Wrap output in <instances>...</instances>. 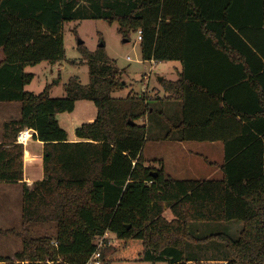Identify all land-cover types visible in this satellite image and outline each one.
I'll return each mask as SVG.
<instances>
[{
	"label": "trees",
	"instance_id": "16d2710c",
	"mask_svg": "<svg viewBox=\"0 0 264 264\" xmlns=\"http://www.w3.org/2000/svg\"><path fill=\"white\" fill-rule=\"evenodd\" d=\"M83 20L116 22L128 42L141 31L146 62H180L178 79L161 83L167 96L114 97L125 70L105 46L84 44L88 85L73 77L57 98L50 85L39 95L26 91L34 79L26 68L66 60L64 26ZM0 49V103L21 105L3 139L30 129L44 143L45 178L22 183V225L56 227L54 238H25L13 258L0 254V264H86L107 232L115 239L102 251L104 264H264V0H0ZM84 100L96 118L70 141L57 116ZM170 100L181 118L163 138L223 142V179H175L161 161L144 159L148 126L139 122L162 124L157 103ZM220 129L229 133H211ZM23 156V145L0 143V184L23 181ZM199 222L242 229L200 236L192 227ZM206 247L218 253L208 256Z\"/></svg>",
	"mask_w": 264,
	"mask_h": 264
},
{
	"label": "rangeland",
	"instance_id": "374dc122",
	"mask_svg": "<svg viewBox=\"0 0 264 264\" xmlns=\"http://www.w3.org/2000/svg\"><path fill=\"white\" fill-rule=\"evenodd\" d=\"M64 44L66 50V60L61 64L51 65L43 62L36 66L27 67L26 72L33 74L34 79L25 90L39 95L50 85V96L52 98L63 97L66 95V86L73 77H78L83 85L89 84V69L86 64H82V54L78 48L79 41L84 46L95 51L101 43H104L108 56L116 63L119 69L125 70L122 81L125 83L124 89L118 90L113 96L125 98L131 94H140L144 89L145 76L150 75L148 85L149 96L162 95L163 88L161 83L170 81L176 76L173 65L169 62H160L151 67V62H146L142 58L141 46L138 41V33L131 36L130 42H124L123 37L118 33V24L109 23L104 20H83L80 22L66 23L64 26ZM130 58V59H128ZM159 79H162L160 82ZM21 114L20 103H0V131L6 121L19 119ZM97 115L95 105L90 101H79L73 114L58 115L57 119L63 129L74 134V128L84 123H91ZM157 118H159L157 116ZM140 124L148 126V137L143 148V157L146 161L156 158H166L172 156L169 150H174L172 143L163 140L167 134V128L159 126L156 120L147 122L140 121ZM156 125L159 128H156ZM154 129V130H153ZM174 143V142H173ZM190 150H196L201 144L188 143ZM196 157V156H195ZM197 161V158H194ZM202 163V162H201ZM197 164V163H196ZM198 165V164H197ZM204 167L205 164H203ZM153 167H156L154 165ZM205 174L201 180H212L222 176L219 169L206 167L200 169ZM193 174V173H192ZM183 178V177H176ZM194 176L187 175L183 179H193ZM22 191L20 185L0 184V254L3 256L14 257L23 247V240L31 237H52L56 236V227L53 224L32 225L24 231L22 225ZM165 217L171 219L170 212L166 210ZM193 230L200 236H210L214 234H228L236 237L241 229L242 223H194ZM14 229L13 233L10 230ZM115 236H111L112 241ZM208 256L215 255L217 249L204 248ZM218 253V252H217ZM114 264H152L148 262H116ZM166 264V263H158ZM194 264H221L203 261ZM226 264V262H225Z\"/></svg>",
	"mask_w": 264,
	"mask_h": 264
},
{
	"label": "crops",
	"instance_id": "0c3cea01",
	"mask_svg": "<svg viewBox=\"0 0 264 264\" xmlns=\"http://www.w3.org/2000/svg\"><path fill=\"white\" fill-rule=\"evenodd\" d=\"M3 59H4L3 52L0 49V62ZM158 63L159 62H151V64H155V65ZM169 63L174 64L172 67L174 69V73L176 74V76L174 78L169 79V80L170 81H176L178 79V76L182 72V64L180 62H177V61H172ZM217 69L218 70H224V72H227V70H229L227 65H224L221 62H220V64H218ZM166 96H167V94L165 93V91H163V94L160 95L161 98H164ZM78 102L76 103V107H77ZM157 105H156L157 109L162 111V114H159V117H161L160 119L162 120V122H161L162 124H158V125L162 126L163 128H165V126H166L167 133H168V131L170 129H172V126H171L172 122H177L181 118V112H182L181 105L179 102H175L172 100L166 101L165 103H163V106L160 103H157ZM76 107H75V110H76ZM73 112L72 113H63V114H59V115L67 114V115L71 116V114H73ZM147 120H152V118H150V119L147 118L144 121L147 122ZM169 121H171V122H169ZM149 123H151V121H149ZM158 125H156V128H159ZM76 128H74V130H73L74 134L72 136L68 132L70 141H78V139L75 135ZM211 133H213V134H228L229 132L226 131V129L224 131L222 129H220V131L213 130V131H211ZM179 134H180V132L174 133V135H179ZM10 140L11 141H4L3 129H2L0 131V143H4L7 146L10 143L11 144L12 143L18 144L17 140L14 141L13 135L11 136ZM163 140H165L166 142L172 143L174 145L173 151L169 147V150L174 154L170 157L167 156L166 158H156L154 160H149V161H152V162H154V161L160 162L161 161L163 163L165 171L171 177H173L175 179H179V180H187V179H183V178H186L187 175H190V176L195 177V178H193V180H201L205 177L204 176L205 174H202L200 169H204L206 167H209V168L219 169L221 174H222V176L220 178L212 179V180L223 179V172L221 169L223 164H224V161H225V147H224L223 142H221V141L195 142L197 144H201V147L196 149V150H190L186 146L188 143H194V142H191V141L182 142V141H179L177 139L166 140L164 138H163ZM28 153L31 156L30 159L27 158ZM44 156H45V154H44V143L43 142L33 139L28 143L27 146H24V156H23L24 179L20 184H14V185L22 186V183H26L28 186H32L33 183H35L37 181H42L45 178L44 166H43ZM194 158H197V161H195ZM203 164H205L206 167H204ZM176 177H183V178H176ZM207 180H209V179H207ZM218 262L219 261H215V263H218ZM219 263L225 264V262H219Z\"/></svg>",
	"mask_w": 264,
	"mask_h": 264
},
{
	"label": "built area",
	"instance_id": "2783aa9c",
	"mask_svg": "<svg viewBox=\"0 0 264 264\" xmlns=\"http://www.w3.org/2000/svg\"><path fill=\"white\" fill-rule=\"evenodd\" d=\"M142 40V32H138V41L140 42ZM130 59V58H128ZM155 62V61H152ZM154 64H151V67L153 68ZM150 75H146L145 76V83H144V89L142 90V94H147L148 92V85L150 84ZM150 91V90H149ZM33 134L34 131L30 130V129H25L23 131H21L18 136H17V143L21 144L23 146H27L28 143L33 140ZM111 236H113V234L107 232L105 233L103 236L99 237L95 244H96V250L95 252L92 254V256L90 257V259L88 260V262H86V264H104L103 260H102V251L105 247L110 246L111 243L114 241V239L112 241H109V238H111Z\"/></svg>",
	"mask_w": 264,
	"mask_h": 264
},
{
	"label": "water",
	"instance_id": "95a60500",
	"mask_svg": "<svg viewBox=\"0 0 264 264\" xmlns=\"http://www.w3.org/2000/svg\"><path fill=\"white\" fill-rule=\"evenodd\" d=\"M124 42L126 43V42H128V41H127V40H124ZM81 44H83V42H82V41H79V45H81ZM100 46L103 47V46H105V45H104V43H101ZM159 81L161 82L162 79H159Z\"/></svg>",
	"mask_w": 264,
	"mask_h": 264
},
{
	"label": "bare ground",
	"instance_id": "6f19581e",
	"mask_svg": "<svg viewBox=\"0 0 264 264\" xmlns=\"http://www.w3.org/2000/svg\"><path fill=\"white\" fill-rule=\"evenodd\" d=\"M30 157H31V156H30L29 153H28L27 158L30 159ZM27 158H26V159H27Z\"/></svg>",
	"mask_w": 264,
	"mask_h": 264
}]
</instances>
